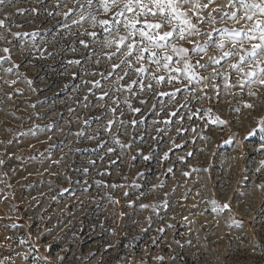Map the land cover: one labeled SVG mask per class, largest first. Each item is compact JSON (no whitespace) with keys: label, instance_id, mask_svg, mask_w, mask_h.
<instances>
[{"label":"rangeland","instance_id":"rangeland-1","mask_svg":"<svg viewBox=\"0 0 264 264\" xmlns=\"http://www.w3.org/2000/svg\"><path fill=\"white\" fill-rule=\"evenodd\" d=\"M63 3L74 7L70 0ZM54 5L55 0L43 3L17 0L15 8L3 9L22 25L13 27L12 31L39 35L35 46L31 36L23 37L27 42L24 48L19 39L13 40L12 45L0 41V48H12L13 61L21 64L19 72L32 80L31 87L36 89L32 91L21 81L12 87L5 85L4 80L16 76L0 70L3 77L0 79V159L4 160L0 165V243L10 244L12 249L0 248V259L11 256L14 264H25L17 253L28 252L35 245L38 254L49 256L53 264H61L60 256L65 258L62 264H159L156 256H163L164 264H264V191L255 187L264 182V173L255 171L264 159V152L256 151L260 144L258 135L244 139L246 132L264 117V104L257 103L254 110L243 109L238 114L230 109L228 101L231 105H242L232 96H225L223 103L214 100L193 103L190 105L193 110L211 107L215 114L231 123L205 127L207 117L185 120L183 127L191 125L196 132L189 129L184 133L187 145L169 152V160L165 161L163 153L169 149V136L175 137V127L180 125L174 124L168 135L157 134L156 128L165 126L153 121L164 120L167 115H154L159 111L158 107L152 109L156 100H149L151 94L144 92L139 98L131 97L133 106L141 108L142 113L131 112L122 103L120 111L125 113L122 117L125 126L116 125L111 132L106 131L113 114L100 105H111V100L97 101L99 90H94L95 95L89 93L91 85H85L84 81L101 80L104 90H108L110 82H104L99 75H84V70L106 73L110 70L108 61L102 58L99 64L67 63L91 54V49L85 50L79 41L89 40L83 35L85 29L98 32L100 29H92L88 23L72 25L75 15L67 19L71 28L66 29L65 17L56 12H65L67 8L62 4L57 9ZM16 8L38 11L20 15ZM46 9L53 15L49 16ZM73 73L77 75L73 77ZM134 78L135 74L124 83ZM17 87L23 90L22 94L15 93ZM134 89L139 91L138 86ZM162 90L173 89L165 85ZM253 90L264 101V88ZM7 93H12L11 100ZM178 97L183 102V95ZM243 98L255 103L246 94ZM140 99L148 103L141 105ZM157 99L167 101V97ZM237 115L240 124L235 122ZM132 120L143 122L133 125ZM118 128L119 138L131 144V148L121 149L112 142ZM197 133L209 139L203 140ZM230 137L233 142L225 145L224 140ZM176 142L183 143L179 139ZM108 147L116 151L108 153ZM187 152L193 155L178 162L177 156ZM147 155L151 158L145 161L143 156ZM113 160L117 161L115 165L111 163ZM169 167L173 168L172 173L167 171ZM192 169L201 171L192 172ZM185 171L191 172V176L184 177ZM96 181L103 184L97 186ZM111 184L124 187L104 186ZM161 184L162 187H152ZM109 196L119 203H111ZM212 199L221 204L231 203V212L213 214L207 203ZM140 204L156 207L141 209ZM229 216L242 224L230 226ZM13 223L18 227L11 228ZM169 224L174 227L169 228ZM160 228L165 231L159 232ZM29 234L31 245H20L18 238H28ZM6 236L13 239L5 241ZM46 245H51V249H46ZM27 264H31V258Z\"/></svg>","mask_w":264,"mask_h":264},{"label":"snow or ice","instance_id":"snow-or-ice-1","mask_svg":"<svg viewBox=\"0 0 264 264\" xmlns=\"http://www.w3.org/2000/svg\"><path fill=\"white\" fill-rule=\"evenodd\" d=\"M40 2L43 3L44 0H40ZM70 2L74 7H68V4L63 3V0H55L54 5L57 9L62 4L67 8L65 12H56V15L65 17L64 27L66 29L71 28V25L67 23L70 15L77 17L72 20V25L83 26L84 23H88L92 29H100L99 32L85 29L83 35L87 36L89 40L79 41L85 50L91 49V54L84 55L81 59L69 60L67 63L82 65V61H84L99 64L102 58L108 61L107 67L110 70L106 73L84 70V75H99L104 82H110L108 90H104L101 80L84 81L85 85H91L88 88L89 93L95 95L94 90H99L100 95L96 97L97 101L111 100V105L107 103L100 105L113 114V118L107 122L106 131L111 132L113 126L116 125H119V128L125 126V121L122 119L125 113L120 111L122 103L129 111L142 113L141 108L133 106L131 97L139 98L141 93L148 92L151 94L148 99L156 100L152 104V109L159 108V111L153 114L166 113L167 115L164 120L153 121V124L162 123L165 126L163 129L156 128L157 134L168 135L174 124L180 125V127H175V137L169 136V149L163 153V159L168 161L169 152L187 145L188 141L184 140L183 134L189 129L196 132V128L191 125L189 128L183 127L185 120L193 121L194 117L205 120L207 117L205 127L210 125L227 126L231 123L230 120L222 119L220 115L215 114L211 107L193 110L190 107L193 103L202 104L204 101L212 102L213 100L216 103H223L225 96H232L238 99L239 104L242 105V107L231 105V101H228L230 109L238 114L242 113L243 109L254 110L257 103L264 104V101L260 100L258 91L253 90L254 88H264V0H84L83 3L80 0H70ZM16 3L17 0H0V12H3V18H0V41L12 45L13 40L19 39L21 48H24L27 46V42L23 40V37L31 36V42L35 46V40L39 33L12 31L13 27L20 28L22 25L12 19V13L3 11L6 6L15 8ZM37 11L35 8H16V12L20 15ZM46 11L48 10L46 9ZM48 15L52 16L53 13L48 11ZM218 25H223V27H218ZM205 26L208 30H205ZM8 36H11L12 40H9ZM93 45L95 47H92ZM105 49L108 51H104ZM72 51L75 52L76 48L73 47ZM0 53H3L0 55V70L6 75L14 74L16 76V79L4 80V84L12 87L21 81L26 83L32 91H35L36 89L31 87L33 81L19 72L21 64L13 61L12 48H0ZM5 64H9V66L4 67ZM205 72L208 74L204 75ZM133 74L136 78L124 83ZM72 75L75 77L77 73ZM176 83L181 86L175 87ZM165 85L172 86L173 90L163 91L162 88ZM134 86H138V92ZM234 89L239 91H233ZM14 91L18 94L23 92L18 87ZM114 93L117 95L114 96ZM123 93L129 95L121 97L119 94ZM178 94L183 95V102L179 100ZM243 94L252 97L255 103L244 100ZM6 95L9 100L12 99V93ZM162 97H167V101L157 99ZM84 99L88 100V96H85ZM139 103L144 105L148 103V100L140 99ZM85 106L87 107V105ZM72 111L73 109H69V112ZM140 122L143 121L132 120L130 123L135 125ZM235 122L242 123L239 115L235 117ZM119 128L117 134L113 135L112 142L121 149L131 148V144H125L119 138ZM41 130L43 131V129ZM76 135L80 136L83 133H76ZM197 135H200L203 140L209 139L199 133ZM257 135L260 144L256 151L264 152V117L257 122L256 127L250 128L246 132L244 139L247 140ZM90 139H94V137H90ZM177 139L183 143H177ZM232 142L233 137H230L223 143L229 145ZM115 151V148H107L108 153ZM192 155V152H187L185 155L177 156L176 159L178 162H183ZM150 158V155L143 156L145 161ZM132 159L135 160L136 157H132ZM116 162V160L111 161L113 165ZM2 164H4V160L0 159V165ZM167 171L172 173L173 168L169 167ZM199 171L201 170L192 169V172ZM203 171L207 172L208 169H203ZM255 171L264 173V159L259 161V166ZM182 175L190 177L191 172L185 171ZM96 184L101 186L103 182L96 181ZM104 186L112 189L124 187L121 184ZM162 186L161 184L152 187ZM255 187L264 191V182L256 184ZM124 195L127 197L128 193L125 192ZM109 200L113 204L119 203V200L111 196H109ZM207 203L210 211L216 216L231 212V203L229 202L221 204L218 200L212 199ZM167 206L165 201V207ZM139 207L141 209L155 208L156 205L140 204ZM184 220L188 221V217H184ZM229 220L230 226L242 224L241 221L235 220L231 216H229ZM10 227L17 228L18 225L13 223ZM168 227L172 228L174 225L169 224ZM158 231L163 233L165 229L160 228ZM12 239L11 236L4 237L5 241ZM18 241L20 245H31V236L29 234L28 238L19 237ZM175 243L180 244L179 241H175ZM188 243L190 244L191 241ZM4 247L12 250L10 244L0 243V248ZM181 247L183 246L181 245ZM46 249L50 250L51 245H46ZM38 251L35 245H31L28 252L17 253V255L22 258L25 264L30 258L31 264H53L49 256H40ZM33 252L37 254L32 255ZM64 259L63 256L58 257L61 264ZM155 259L159 264H164L163 256H156ZM0 264H14V261L11 256H5L0 259Z\"/></svg>","mask_w":264,"mask_h":264}]
</instances>
